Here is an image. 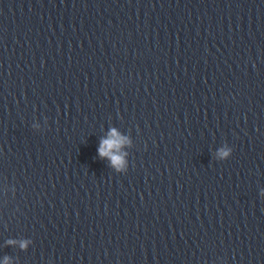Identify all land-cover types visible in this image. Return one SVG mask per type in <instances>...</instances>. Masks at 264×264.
Instances as JSON below:
<instances>
[{"label": "clouds", "instance_id": "obj_1", "mask_svg": "<svg viewBox=\"0 0 264 264\" xmlns=\"http://www.w3.org/2000/svg\"><path fill=\"white\" fill-rule=\"evenodd\" d=\"M126 143V138L121 137L114 129L110 133L108 139L103 140L101 142V146L99 148V154L101 157H108L111 160V163L118 170L123 166L124 160L123 155L120 154V149L122 145ZM221 156H226V152H221ZM25 245L22 244L21 247ZM5 264H7V258L5 260Z\"/></svg>", "mask_w": 264, "mask_h": 264}]
</instances>
